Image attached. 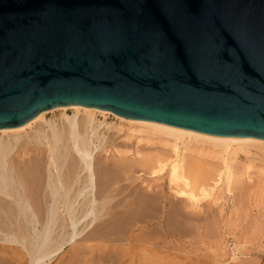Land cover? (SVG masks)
Instances as JSON below:
<instances>
[{
	"label": "water",
	"instance_id": "water-1",
	"mask_svg": "<svg viewBox=\"0 0 264 264\" xmlns=\"http://www.w3.org/2000/svg\"><path fill=\"white\" fill-rule=\"evenodd\" d=\"M72 104L264 139V0H0V129Z\"/></svg>",
	"mask_w": 264,
	"mask_h": 264
},
{
	"label": "bare ground",
	"instance_id": "bare-ground-1",
	"mask_svg": "<svg viewBox=\"0 0 264 264\" xmlns=\"http://www.w3.org/2000/svg\"><path fill=\"white\" fill-rule=\"evenodd\" d=\"M56 110H63L65 112L67 110H73L74 114L69 115L67 112L64 113L65 117L58 124L53 121H48L46 119L47 114ZM99 113L105 116L113 114L124 123L126 122L125 124L129 123L131 125L130 128L133 127L141 132H147L150 137H153V141L159 140L164 146H170L169 148H172L171 155L169 153L167 155V151L161 152L159 150L154 152H139L140 157L137 160L138 166H140V170L142 168L147 169V173L149 172L151 176H166L172 189L174 188L177 195L181 194V197L186 196L184 194L189 191L191 193L194 191V194L189 197L193 201V206H196L200 194L213 191L223 181H225L227 190L232 194L235 190H239L246 182V180L244 182L241 179V170H235V164L232 163V159L230 158L234 154L232 152H238L239 150L248 152L254 149L252 147L264 152V139L210 135L192 129L141 119L112 109L82 104L57 106L49 110H44L23 126L1 128L0 134L4 133V135H0V264H37L42 260L44 262L47 258L52 259L59 255L66 245L73 244L72 242L76 237L85 232V229L78 230V223L81 224L84 220L87 221L91 215L94 216H92L94 218L93 220H97L98 216L103 214V211H106L110 216L120 214L126 217L127 215L128 219L124 220L127 222L125 224H123L124 222H120L122 224L117 225L120 228L116 229L115 232H105L108 229L104 231L92 229V235L87 233L89 236L85 235L86 237L82 242L73 244L69 255L63 256L58 264H156L155 261H158V264H163L162 258L154 253L153 249L155 250V246L163 242L159 240L166 226L165 221L168 214V207L166 202L160 206V201L158 202L157 199H153L154 193L157 190L153 193V197H150L154 201L143 202L147 194L146 192L144 193L143 189L142 191L145 195L141 203L144 204L140 206V202L137 204L135 201V206L133 199L127 197L131 195V189L129 190L130 192H127L130 195L125 193L127 198H122V196L120 202L117 203L116 201L118 196L128 190L124 187L125 185L123 186L124 188L116 187L112 182L111 185H107L104 180L105 177L102 178H104L103 180L106 185L98 182V167L96 165L99 162L96 163L94 157V151L98 146L95 144L94 138L98 135L99 127L102 126V123L97 121V115ZM81 115H83L82 119ZM40 120H45L46 127L48 128H40L34 135L28 134L29 136H25L26 139H23V136L20 134L21 131ZM154 137H157V139ZM193 146H195L194 151H196L197 156L191 158L186 152L189 149H193ZM162 148L165 149V147ZM129 152L124 153L130 155ZM121 153L122 156L125 155L123 152ZM249 153H247L248 156ZM245 156L247 157V155ZM254 158L257 159L258 157ZM128 160L126 159L125 161ZM112 162L118 165L116 162L119 161L115 159ZM112 162L110 161L111 166L115 165ZM123 163L124 160L122 162L120 161L119 164L122 166H118L123 168ZM127 163L125 162V165ZM107 165L106 163V167ZM127 166V168L125 166L124 168L129 169V165ZM130 174L133 175V173ZM107 176L110 177V175ZM107 176L106 179H108ZM120 176L122 177V175ZM257 183L259 182H256V185ZM253 184L255 183L251 184L250 189L253 188L254 190L251 193L256 191V185L253 187ZM99 186L101 189H99ZM244 187L248 189L247 186ZM261 188L262 186L260 190ZM198 190L201 192L200 194H196ZM247 191L244 190L247 195L248 193L250 194V191ZM141 192L139 193L140 195ZM237 194L234 193L233 195L237 196ZM251 195L253 196L254 193ZM146 196L148 197L149 194ZM241 196L240 198H242ZM250 199L248 198V200ZM241 200L243 201V199ZM197 204L200 203L198 202ZM184 206L180 207L184 208ZM172 207L171 209L173 210L174 208ZM175 207L180 208L179 206ZM181 211L183 213L185 212L183 209ZM200 212L193 211L188 214L173 213L174 216L171 213L173 219L170 222H172L173 231L178 235L185 236V231L190 230L193 232V230L199 229L197 228L198 221L202 218V213L200 215ZM251 214H253V211ZM208 216L210 218V215ZM153 217L158 218L159 222L157 224L153 223ZM209 218L208 220H210ZM142 220L145 221V225L137 226V223ZM211 221L213 220L211 219ZM232 221L234 223V220ZM106 222H109V220ZM114 223L112 222V226ZM202 225L201 223L199 226ZM129 226H131L129 230L121 229V227ZM215 229L217 230V228ZM211 230L210 232L214 234V229ZM215 233H219L218 230ZM189 236L192 239V235ZM127 260L131 261L128 262Z\"/></svg>",
	"mask_w": 264,
	"mask_h": 264
},
{
	"label": "rangeland",
	"instance_id": "rangeland-1",
	"mask_svg": "<svg viewBox=\"0 0 264 264\" xmlns=\"http://www.w3.org/2000/svg\"><path fill=\"white\" fill-rule=\"evenodd\" d=\"M66 112L69 115L74 114L73 110H67ZM66 112L63 110H56L54 112H50L47 114L46 119L48 121H53V122L58 124L59 122L62 121V118L65 117L64 113H66ZM97 117H98L97 121H99V123H102V126L99 127L98 135L95 136V138H94L95 144L98 146V148H96V150L94 151V157H95L96 163L99 162V163H97L96 167H98V177H99V179L102 180V182H100L101 180L98 179V182L103 184L104 180H105L107 185L108 184L111 185V182H112V183H114L113 185L116 187H122V188L126 187L128 189L122 195L117 197V199H116L117 203L120 202V200L122 198L128 197L129 199H133L134 203H135V201L137 204H139L138 202H140L139 205L142 206L144 203H141L142 202L141 200L144 198L145 192L147 194H149V196L147 197L146 196L147 194H146L145 195L146 198H144L143 202L154 201L155 199H157L158 202L160 201L159 202L160 206L162 204H164L165 202L167 203L168 214H167V218L165 221L166 226H165L164 231L162 232L163 235L161 236V238L159 240V241H163V242H161L160 244L155 246V250L153 249V252L162 258L163 264H186V263L187 264H264V254H263L264 253V230H262V229H264V224H262V223H264V215H263L264 214V199H262V198H264V196H263L264 195V191H263V189H264L263 188L264 187V158H263L264 155L261 156V154H264V152L259 151L255 147H252V148L256 149L257 151L250 148L252 150L248 151V152L247 151H241V150H239L238 152H236V151L232 152L235 154V156L233 154V156L232 157L230 156V158L232 159L231 160L232 163L235 164L234 165V167L236 168L235 170L236 171L241 170L240 171L242 173L241 179L244 180V182L246 180L245 183L243 182L244 184L242 185V187L239 188V190L238 189L235 190V192H234L235 194H237L239 192L240 195L237 194V196L236 195L234 196L233 195L234 193L233 194L230 193L226 188L225 181H223V182L219 183V185L216 186L213 189V191H208L206 193L200 194L201 192L198 190L197 191L198 193H196V194H200V198L198 200V202L200 204H197L198 202H196V206H193V201L189 197H191V195L194 194V191H192L193 193H191V191H189L190 193L187 192L186 194H184L186 196H183L186 198H183V197H181V194L177 195L174 188L172 189V186L169 184V181H168L166 176L165 177H160L161 175L151 176L149 172H148L149 174L147 173V171H148L147 169H145V168L143 169L141 166V168L143 170L142 169L140 170V166H138L139 164H138L137 160H139V157H140L138 154L139 152L140 153L141 152H151V151L154 152V151L159 150L161 152L167 151V155H168V153L169 154L172 153V148H169L170 146H168V147L164 146L163 144H161V142L159 140L153 141V139H152L153 137H150V135L147 132H141V131L133 128V127L130 128L131 125L129 123L125 124L126 122L124 123L123 121H121L118 117H116L113 114L105 116L104 114L99 113L97 115ZM82 118H83V115H81V119ZM40 121H37V123H34L30 127L21 131L20 134L23 136V139L24 138L26 139V137H28L29 135H34L38 129L47 126L45 120H43L44 122L42 120H40ZM46 128H48V127H46ZM0 135L3 136L4 133H2ZM154 138L157 139V137H154ZM157 144H158V146H157ZM162 147H165V149ZM192 148L193 149H191V150L189 149V150H187L188 152H186L188 156H191V158L193 156H197L196 151H194L195 146H193ZM250 149H248V150H250ZM127 151L128 152L130 151L129 152L130 155H126V153H124ZM189 151H190V153H189ZM252 151H253V154H252ZM255 151H256L257 155H256V153H254ZM121 152H123L126 156L125 155L122 156ZM258 152H260L259 153L260 155L258 154ZM247 153H249V156ZM112 155L114 158L112 157ZM245 155H247V157ZM250 156H252V157H250ZM254 157H256V158L258 157V158L255 159ZM112 158L114 160L116 159V161L117 160L119 161V162H116V163H118V165H121L122 163L119 164L120 161L122 162L124 160L123 168L121 167L122 165L120 166L121 167L120 168L117 164L113 163L112 161H114V160ZM126 159L127 160L129 159L128 160L129 162L125 161ZM130 159L132 162L130 161ZM102 160H103V162H102ZM110 161L113 164H115V165H112L113 167L111 166ZM125 162L126 163L128 162L127 165H129V169H125L128 167L127 165H125ZM136 162H137V165H136L137 169L135 166ZM106 163L108 164L107 167H106ZM116 165H117V167H116ZM124 166H125V168H124ZM114 167L117 170L116 169L114 170ZM101 170L103 171V173ZM111 171L113 172L114 175L112 174ZM124 171H126V172H124ZM119 172H121V173H119ZM118 173L120 175H122V177ZM123 173H125L126 175ZM130 173H133V175H131ZM115 174L117 176H119L117 179H115L117 177ZM107 175H110V177H108ZM106 176L108 177V179H106ZM113 176H114V178H112ZM102 177H105V179ZM112 179H114V180H112ZM253 181H255V182H253ZM256 182H259V183H257V185H256ZM125 183H128V184H125ZM248 183H250L249 186H248ZM252 183H255L252 185L253 187H254V185H256L255 186L256 191H253V193H254L253 196L251 195V194H253L251 192L254 189L253 188L250 189ZM102 184H100V185H102ZM160 186H161V188H160ZM244 186H247L248 189H246V187H244ZM261 186H262V188L260 190ZM145 187H148V188H145ZM99 189H101L100 186H99ZM145 189H147V190H145ZM258 189H259V191H258ZM142 190L144 191V193ZM244 190L245 191L248 190L247 192L250 191V194L248 193V195H247L244 192ZM128 191L131 193V195H130V193H127ZM236 191H238V192L236 193ZM140 192H141V195L143 194L142 195L143 197L139 194ZM211 192H212V194H211ZM256 192H257V194H256ZM125 193H127V195H130V196L126 197ZM153 193H154V198H153L154 200L152 198H150V197H153ZM243 193H245L246 195ZM201 195H203V196H201ZM240 196L242 198H240ZM138 197H140L141 199ZM252 197H254V198H252ZM170 198H172V199L170 200ZM236 198L238 201L236 200ZM248 198H251V199L248 200ZM241 199H243V201ZM181 200H182V202H181ZM251 200L253 203L251 202ZM116 201H114V202H116ZM179 201L182 205L179 203ZM177 202H178V204H177ZM136 203H135V206H136ZM183 203H185L184 204L185 206L183 205ZM172 204H174V205H172ZM197 205H199V206H197ZM202 205H203V208H205L204 209L205 211L203 210ZM171 206H173L172 207V208H174L173 210L171 209ZM175 206H179V207L184 206V208L180 207L178 209V207L176 208ZM187 206H188V208H187ZM239 206H241V207H239ZM252 206H253V208H252ZM238 207L240 208V210ZM243 207H245L246 209L245 208L243 209ZM138 208H139V206H138ZM169 209H171V210H169ZM175 209L177 211L178 210H180V211L177 212ZM181 209H183V211H185V212L183 213L181 211ZM251 210L253 211V214H251L252 213ZM193 211H195V212L201 211L200 215L202 213L201 217L205 219L204 220L201 218V220L198 221L199 224L197 225L198 226L197 228H199V229L193 230V232H191L190 230L185 231V233H186L185 236L178 235L176 232H174L173 231L174 229H172V222H170L173 219L171 216V213L174 216L173 213L188 214V213H191ZM217 212H218V215H217ZM102 213L103 214H100L98 216L97 220L96 219L93 220L94 216L91 215V216H89V219L87 218L88 219L87 221L84 220L83 222H81V224L78 223V225H79V227H77V228H79L78 230L81 231L82 229H85V232L82 235L76 237V239L72 242L73 244H75L76 242H82V240L88 235L87 233H89V235H92V231L94 229L95 230H102V231L108 229L105 232H108V231L109 232L110 231L115 232L116 229L120 228V227H117V225L122 224L120 222H124L123 224H125L127 221L125 222L124 220L128 219L127 215H126V217L122 216L120 214H116V216L115 215L110 216L106 213V211L105 212L103 211ZM242 213H243V215H242ZM208 215H210V218ZM247 215H248V217H247ZM169 216H171V217L169 218ZM110 217H112V218H110ZM122 217H124L123 220H122ZM154 218L155 217H153V219H152L153 223L157 224L159 222V220H158V218H155V219ZM208 218L210 220H208ZM107 219L109 220V222H106V221H108ZM211 219L213 221H211ZM119 220H121V221H119ZM130 220H133V219H130ZM232 220H234V223ZM114 221H115V223H114ZM210 221L213 223L211 224ZM112 222L114 223L113 226H112ZM242 222H243V224H242ZM201 223L203 225L199 226V225H201ZM228 223H229V225H228ZM250 223H252V224H250ZM168 224H169V226H168ZM217 224H218V226H216ZM109 225H111V226H109ZM128 225H130V224H128ZM138 225H141V226L145 225V221L142 220V221L138 222L137 226ZM212 225H214V226H212ZM167 226H168V228L169 227L170 228L168 229ZM247 226L249 229L247 228ZM103 227H104V229H103ZM100 228H102V229H100ZM112 228H113V230H112ZM130 228H131V226L123 227V228L121 227L122 230H129ZM205 228H206V231H205ZM215 228H217L219 233H215V231L217 232V230ZM211 229H214L213 233L215 235L210 232V231H212ZM198 230H199L200 235L198 234ZM194 231H195V233H194ZM196 231H197V234H196ZM244 231L246 232V234H244L245 233ZM187 233L188 234L190 233L189 235H192V239L190 238L191 236H189ZM216 234H217V236H216ZM193 235H194V237H193ZM256 236H258V237H256ZM199 237H200V240H199ZM208 239L210 242L208 241ZM73 244L66 245L65 248L62 250V252L59 255L53 257L52 259L47 258L44 260V262H42L43 261L42 260L39 263L40 264H58L63 256L69 255V251H71ZM257 257H258V259H257ZM251 258H252V260H251ZM127 261L130 262L131 260L130 261L127 260ZM248 261H249V263H248ZM155 262H156V264H158V261H155ZM250 262H252V263H250ZM39 263H37V264H39ZM102 264H107V263H102Z\"/></svg>",
	"mask_w": 264,
	"mask_h": 264
}]
</instances>
